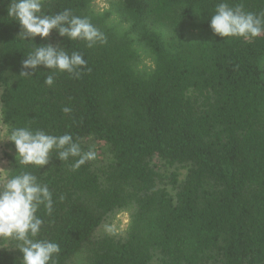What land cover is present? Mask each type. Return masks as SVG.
<instances>
[{"label": "trees", "instance_id": "1", "mask_svg": "<svg viewBox=\"0 0 264 264\" xmlns=\"http://www.w3.org/2000/svg\"><path fill=\"white\" fill-rule=\"evenodd\" d=\"M94 2L46 0V14L69 8L108 41L89 49L55 31L35 37L81 52L91 69L57 73L51 87L43 66L19 76L33 45L0 2L6 132H69L96 153L77 171L55 154L43 169L27 166L53 193L40 238L59 244L57 264H264V35L213 36L207 16L219 0H108L101 12ZM230 3L264 11V0ZM14 157L3 153L6 170L19 171ZM118 213L128 214L124 235H98ZM15 247L0 239V264H21Z\"/></svg>", "mask_w": 264, "mask_h": 264}, {"label": "clouds", "instance_id": "2", "mask_svg": "<svg viewBox=\"0 0 264 264\" xmlns=\"http://www.w3.org/2000/svg\"><path fill=\"white\" fill-rule=\"evenodd\" d=\"M45 3L46 0H9L7 16L19 24L18 36L33 45L21 61L19 76L32 78L37 68L43 66L50 70L43 84L51 87L57 73L79 78L91 69L81 52L70 53L59 44L37 45L32 42L35 37L43 41L55 31L69 42H84L89 49L108 41L106 34L89 17L75 15L69 8L48 15L44 11ZM196 14L199 18L200 13ZM207 19L213 36L223 39L249 41L264 35V11H247L243 3L219 0ZM61 110L65 115L72 112L70 106ZM3 140L14 145L15 164L18 162L21 167L19 171L0 168V239L16 242L15 249L22 254L21 264H57L61 248L56 242L40 238L45 220L38 214L41 209L45 216L53 214V193L37 175L27 170V166L43 169L55 154L61 162L72 160L71 170L77 171L95 160L96 153L92 149L84 151L79 138L69 132L53 135L43 128L31 126H8Z\"/></svg>", "mask_w": 264, "mask_h": 264}, {"label": "rangeland", "instance_id": "3", "mask_svg": "<svg viewBox=\"0 0 264 264\" xmlns=\"http://www.w3.org/2000/svg\"><path fill=\"white\" fill-rule=\"evenodd\" d=\"M108 0H95L94 2V10L95 11H103L106 8ZM148 65V63H145ZM7 132L4 126L0 121V168L6 169V163L3 160V153L5 151L13 152L14 145L6 139ZM128 225V214L127 213H118L110 218H108L102 226L98 230V235L108 234L110 236L122 237L127 229ZM108 228H111L112 231H107Z\"/></svg>", "mask_w": 264, "mask_h": 264}]
</instances>
